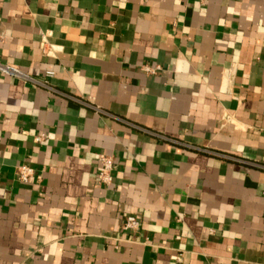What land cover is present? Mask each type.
<instances>
[{
	"label": "crops",
	"instance_id": "obj_1",
	"mask_svg": "<svg viewBox=\"0 0 264 264\" xmlns=\"http://www.w3.org/2000/svg\"><path fill=\"white\" fill-rule=\"evenodd\" d=\"M0 36V264H264V0H0Z\"/></svg>",
	"mask_w": 264,
	"mask_h": 264
},
{
	"label": "built area",
	"instance_id": "obj_2",
	"mask_svg": "<svg viewBox=\"0 0 264 264\" xmlns=\"http://www.w3.org/2000/svg\"><path fill=\"white\" fill-rule=\"evenodd\" d=\"M0 40H1V36H0ZM155 67H151V66H145V69L148 71H153ZM0 72L1 73H6L9 75H14V76H18V77H28V75L21 70L20 68L9 64V63H1L0 62ZM53 74V70L48 69L45 71V75L46 76H50ZM44 82H46L44 80ZM41 135H37L36 139H39ZM98 160L100 163V167L99 170L97 172V181L101 184H105L108 185L112 182V175L111 172L113 170V158L111 155L105 154V153H100L98 155ZM17 174H18V178L22 183H27L30 178L34 175V170L31 166L27 165V164H21L17 167ZM139 222L137 220L136 217L132 216V215H128L123 224L122 227L124 229H136L138 228Z\"/></svg>",
	"mask_w": 264,
	"mask_h": 264
}]
</instances>
